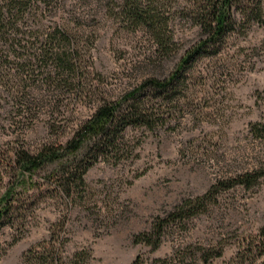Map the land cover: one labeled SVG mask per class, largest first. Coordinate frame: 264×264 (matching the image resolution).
I'll return each instance as SVG.
<instances>
[{"label": "rangeland", "instance_id": "rangeland-1", "mask_svg": "<svg viewBox=\"0 0 264 264\" xmlns=\"http://www.w3.org/2000/svg\"><path fill=\"white\" fill-rule=\"evenodd\" d=\"M240 1L234 29L202 48L180 93L165 100L166 121L128 127L93 163L84 150L21 176L27 183L0 228V264H264V137L253 129L264 125V0ZM146 3L166 49L125 11V0H64L21 23L26 47L0 60V197L20 173L17 150L66 144L100 100L169 77L207 38L191 0ZM247 8L254 11L245 16ZM56 24L78 37L80 91L70 77L59 83L50 60L30 61L41 25ZM88 163L83 182L67 174ZM255 171L263 175L253 186L226 187ZM214 184L219 192L203 211L171 215ZM161 219L158 247L137 239L154 232L157 240Z\"/></svg>", "mask_w": 264, "mask_h": 264}, {"label": "trees", "instance_id": "trees-1", "mask_svg": "<svg viewBox=\"0 0 264 264\" xmlns=\"http://www.w3.org/2000/svg\"><path fill=\"white\" fill-rule=\"evenodd\" d=\"M127 2L125 11L132 16L137 23H143L154 32L155 38L165 49L169 47V39H165L157 25L159 20L157 15L152 13L146 0H125ZM64 0H0V60L6 62L9 59L8 53L18 54L19 49L25 48V44L19 38L20 25L30 17L42 15L46 10H53ZM192 9L195 8L194 17L198 24L207 33V38L202 40L199 45L191 48L182 57L177 69L166 78L151 77L137 88L123 95L116 100H100L93 114L76 128L73 136L60 146L44 145L41 149L31 152L28 150H17L15 152V163L17 172L16 180L11 184L5 193L0 197V228L8 221L10 211L16 195L18 185H26L27 182L21 179L37 169L50 163L63 159L64 157L89 150L91 163L98 161L102 148H116L120 144L123 133L130 126H145L149 130L161 122L166 121L160 113L162 105L166 99L180 93L181 85L184 83L187 65L193 61L207 44L214 45L234 29L235 27V5L240 0H191ZM191 9V10H192ZM243 15L248 16L254 11L253 8L242 9ZM46 31L43 40L39 35L31 42L30 47L36 48L32 60H50L58 74L56 78L61 83L67 76L68 81L74 84L78 90L82 89V63L79 55L80 44L76 34L62 28L60 25L49 26L41 25ZM39 31V30H38ZM32 36V35H31ZM6 52V53H5ZM17 53V54H16ZM18 56V55H17ZM65 79V81H67ZM157 106H159L157 108ZM156 110V111H155ZM160 118H157L156 115ZM254 132L257 136L264 137V125H256ZM88 163L84 168L77 165H70L67 174L74 175L83 182ZM263 172H247L239 178H232L227 188L234 187L237 183L253 186ZM219 192V186L214 184L203 195L195 198L186 199L177 207V212L171 215H179V218L190 217L203 211V208L210 203ZM155 229L157 240H153V233H140L137 236L139 241L147 244L152 243L155 247L159 246L162 229L166 219L159 220ZM264 247V242H263ZM32 251V250H31ZM35 251L39 254V251ZM264 251V248L263 250ZM264 252H261V254ZM221 252L218 253L220 255ZM52 263L55 258L52 257ZM132 264H139L135 260Z\"/></svg>", "mask_w": 264, "mask_h": 264}]
</instances>
